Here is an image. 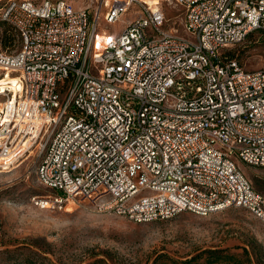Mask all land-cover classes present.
<instances>
[{"label":"built area","instance_id":"obj_1","mask_svg":"<svg viewBox=\"0 0 264 264\" xmlns=\"http://www.w3.org/2000/svg\"><path fill=\"white\" fill-rule=\"evenodd\" d=\"M191 39L146 0H9L19 36L0 49V170L32 160L42 209L88 205L136 223L241 208L264 224V195L238 161L264 167V66L222 52L264 44V0H173ZM116 37L98 33L132 6ZM106 41L99 43V37ZM17 93V95H16Z\"/></svg>","mask_w":264,"mask_h":264},{"label":"rangeland","instance_id":"obj_2","mask_svg":"<svg viewBox=\"0 0 264 264\" xmlns=\"http://www.w3.org/2000/svg\"><path fill=\"white\" fill-rule=\"evenodd\" d=\"M66 1L75 9L91 6L97 10L92 0ZM146 1L154 8L152 0ZM8 2L0 0V49L14 52L17 42L11 47L2 44V10ZM155 2L167 19L162 28L191 39L184 25V8L173 0ZM103 13L98 33L113 37L140 15L132 9L121 21L108 24ZM257 39L258 34H252L243 43L225 49L222 56L238 55L246 70H259L264 66V44ZM98 41H106L105 36ZM238 164L264 195V167ZM1 171L0 264H88L95 260H101L95 264H176L214 248L239 254L243 264H264V224L244 209L229 208L208 216L182 212L148 223L88 205L71 211L42 209L31 197L47 194L48 189L39 183L32 160Z\"/></svg>","mask_w":264,"mask_h":264},{"label":"trees","instance_id":"obj_3","mask_svg":"<svg viewBox=\"0 0 264 264\" xmlns=\"http://www.w3.org/2000/svg\"><path fill=\"white\" fill-rule=\"evenodd\" d=\"M1 26H2V44L5 47H11L16 42L17 44H19V36L13 25H11L6 21H3ZM230 58L239 59L238 55H235L233 57L232 55H230ZM249 245L251 246L253 245L251 241H249ZM244 251L245 253H248L247 248H245ZM100 261L101 260H95L94 262L88 264H95ZM176 264H243V263L239 258V254L230 252L228 249L214 248V249L202 250L200 253L192 256L189 259L183 261H176Z\"/></svg>","mask_w":264,"mask_h":264},{"label":"bare ground","instance_id":"obj_4","mask_svg":"<svg viewBox=\"0 0 264 264\" xmlns=\"http://www.w3.org/2000/svg\"><path fill=\"white\" fill-rule=\"evenodd\" d=\"M152 3L154 5V8H157L160 6V4L155 2V0H152ZM17 82H18V79L16 77H13L10 74L7 76L0 77V93L6 92L7 90H17ZM0 172H3V171L0 170Z\"/></svg>","mask_w":264,"mask_h":264},{"label":"crops","instance_id":"obj_5","mask_svg":"<svg viewBox=\"0 0 264 264\" xmlns=\"http://www.w3.org/2000/svg\"><path fill=\"white\" fill-rule=\"evenodd\" d=\"M132 9H134V12L140 14V10H139L137 5L132 6V8L130 10H132Z\"/></svg>","mask_w":264,"mask_h":264}]
</instances>
